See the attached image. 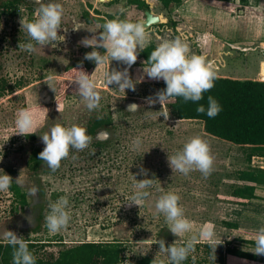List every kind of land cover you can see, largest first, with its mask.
<instances>
[{
	"label": "rangeland",
	"instance_id": "rangeland-1",
	"mask_svg": "<svg viewBox=\"0 0 264 264\" xmlns=\"http://www.w3.org/2000/svg\"><path fill=\"white\" fill-rule=\"evenodd\" d=\"M24 1L12 9L16 12L25 5L38 7L34 0ZM212 1L190 0V7L183 4L175 15L174 8L164 9L158 2L153 5L157 15H153L163 16V21H167L162 28L169 41H188L189 53L205 56L216 76L264 81V0H254L247 8L245 4L235 7L225 1ZM19 13L16 18L0 22V170L12 178V184L25 196L26 204L16 211L19 203L15 195L10 189L0 191V244L7 242L5 231H11L30 243L42 244L36 257L48 260L51 256L56 258L59 251L78 244L115 242L123 249L118 264H139L142 258L154 259L155 256L168 262L166 254L159 253L155 241H184L192 236L197 237V242L188 256L189 264L201 259L216 261L218 246L225 247L228 242L239 250L254 253L255 245L240 241H254L256 229L264 226V187L257 188V200L245 205L234 204L237 201L233 196L238 184L236 173L251 168L244 150L206 135L200 122H178L170 115L165 120L166 102L161 105L156 98V85L164 81L148 78L143 72L148 66L138 57L128 68L130 78L140 81L134 91L125 89L123 92L116 89V85H109L110 90L105 88L106 66L97 67L93 61L85 60V54L93 49L80 43L85 37H98L99 30L87 27L89 25L80 20L78 9L65 10L58 33L64 36L63 42L56 47L37 49L31 55L18 48L19 43L28 40L21 28V20L26 21V18L23 20ZM141 22L143 24L144 20ZM169 22H174L180 29L178 32L188 39L180 38L174 28L167 26ZM77 25L84 29L74 30ZM96 50L101 54L106 51ZM78 60L94 66L91 79L101 99L98 109L93 111H89L78 93V85L74 82L76 72L64 74L66 68ZM113 68L123 71L127 65L112 61L109 71ZM131 105L139 109L132 112ZM21 108L28 109L33 116L34 134L19 135L15 121ZM43 109H47V113ZM101 116L111 118L112 128L99 132L88 148L79 152L70 149L68 158L61 161L55 172L46 165L37 174L28 171L30 152L34 148H44L40 136L54 123L86 128L89 121ZM195 135H201L209 143L214 157L213 170L207 177L199 171L181 174L172 170L168 163V155L181 149ZM136 137L141 139V145L134 150L132 141ZM96 140L109 142L107 149H94ZM141 168L147 170V176L139 174ZM131 175L137 181L154 179L153 185L144 189L150 196L140 207L129 204V197L135 191ZM32 187L38 190L33 196ZM160 188L180 196L179 204L192 224L189 233L175 237L165 217L155 213ZM61 196L69 201L67 210L71 219L66 229L53 233L45 227L44 217L48 204ZM39 210L43 217L35 231ZM224 222L235 223L238 228H227ZM208 224L214 225V239L218 244L214 260L211 252L215 245L200 237ZM142 241L145 242L139 244ZM167 242L165 240L166 247L172 244ZM227 255L225 264H231Z\"/></svg>",
	"mask_w": 264,
	"mask_h": 264
},
{
	"label": "clouds",
	"instance_id": "clouds-1",
	"mask_svg": "<svg viewBox=\"0 0 264 264\" xmlns=\"http://www.w3.org/2000/svg\"><path fill=\"white\" fill-rule=\"evenodd\" d=\"M38 5L36 9V18L31 21L21 23V28L27 33L28 40L25 43H19L20 51L31 55L37 49L42 50L47 46L56 47L64 41V36L58 33L62 29L61 24L65 17V9L62 4L54 0H34ZM121 13L124 9H120ZM102 31L99 36L85 37L81 44L92 48L91 52L85 54L84 59L93 61L97 67L106 66L103 73L104 87L109 89V85L118 86L116 89L125 92V89L135 90L136 83L128 73V68L136 63L139 51H143L145 45L149 42L145 27L141 22H131L128 19H121L117 16L114 19L105 20L98 26ZM64 29V28H63ZM84 29L77 25L74 30ZM67 31V29H64ZM103 48L106 51L101 54L96 49ZM139 50V51H138ZM112 61L121 62L127 65L123 71L113 68L109 71ZM148 67L143 68V72L148 78L153 80H163L166 89L158 92L156 98L162 105L169 99L182 97L185 102H199L203 99V93L214 87L216 73L211 62L206 60L203 55L189 53V46L180 39L163 40L150 53L145 62ZM75 70V69H73ZM77 78L74 82L78 85V93L86 102L89 111L98 109L101 99L96 90V86L91 76L84 71H77ZM143 79V77H141ZM110 90V89H109ZM207 110L203 105L196 109L197 113L205 114L209 118H214L221 111L220 105L212 96L207 97ZM154 103L155 101H149ZM138 106L131 105L130 111L138 110ZM47 113V109H43ZM58 111V107H57ZM169 112H165L163 117L168 119ZM179 122V121H178ZM177 122V123H178ZM19 135L34 134V120L28 109H18L15 121ZM44 144L43 150L39 153V159L45 163L51 172L59 169L61 161L68 158L70 149L77 152L88 148L91 143V137L87 135L85 127L77 124L63 126L60 123H54L47 132L40 136ZM141 145V139L136 137L132 141L133 149H138ZM76 159L75 156L72 157ZM2 160V155H0ZM170 168L181 174L188 175L191 171H199L207 177L213 170L214 157L209 143L201 135L190 137L183 147L174 154L168 155ZM140 175L147 176V170L141 168ZM133 188L135 191L129 197L130 203L138 207L142 206L150 196V192L144 189L150 188L154 179H142L137 181L133 175ZM12 178L0 170V191L7 192L12 184ZM37 189L32 187L30 193L33 196ZM159 191L161 195L155 200V213L157 216L162 214L166 223L170 225L169 231L175 236H183L191 231V221L185 216L184 209L179 204L180 196L173 191L165 192L163 188ZM69 201L67 197L61 196L56 201L48 204V212L44 217L45 227L53 233L60 232L67 228L71 219L68 209ZM32 223V218H28ZM200 237L214 244L212 248V259H215L214 252L216 241L214 239V225L208 224L200 233ZM5 239L12 246V264H36V257L29 250L28 242L23 237H18L14 232L5 231ZM140 242L139 244L144 243ZM197 237L192 236L187 240H175L171 245L165 246V241L159 239L155 244L159 245V253L167 256L168 264H182L189 254L194 251V245ZM254 254L264 255V226H260L255 231L254 236ZM127 264V262H125ZM151 264H165L164 259H158L156 256Z\"/></svg>",
	"mask_w": 264,
	"mask_h": 264
},
{
	"label": "trees",
	"instance_id": "trees-1",
	"mask_svg": "<svg viewBox=\"0 0 264 264\" xmlns=\"http://www.w3.org/2000/svg\"><path fill=\"white\" fill-rule=\"evenodd\" d=\"M118 1L114 0V2ZM158 1L168 10L171 8L175 9L179 4V0ZM22 2L23 0H1L0 17L1 14H9L14 6L20 5ZM126 3L133 6L136 11L141 12L143 15L145 11H149V7L144 1L126 0ZM29 14L31 15V10ZM82 18L88 24L102 25L105 22L104 19L92 17L87 12L82 13ZM106 18L107 20L114 19L110 15H107ZM131 22L135 23V21ZM168 26L175 28L174 22H169ZM101 31L102 29L99 30V33ZM155 48L154 45L150 44L144 47L143 51H139L138 58L144 61V66H148L145 62ZM90 64L87 65L78 60L68 66L64 74L71 75L70 73L76 72L75 70H82L87 75H91L94 66ZM75 74L78 76L77 72ZM156 89L160 92L166 89V84L160 82L156 85ZM208 96L214 97L221 108V111L214 118H209L206 113L199 114L196 111L199 105H203L207 110ZM166 107L172 119L200 122L206 135L242 148L245 160L248 163H250L253 157L264 158V81L240 80L216 76L214 87L204 92L203 99L199 102H185L182 97H176L166 101ZM110 128H112V121L109 116L96 117L89 121L86 126L87 135L92 139L99 132L109 130ZM29 138L33 137L30 136ZM108 145L109 142L96 140L92 147L103 151L107 149ZM42 150L34 148L28 156L27 169L32 174H37L45 166V163L39 159V153ZM236 181L238 184L233 190V196L237 201L234 204L245 205L248 201L258 199L256 189L259 186H264V169L247 168L239 170L236 173ZM10 190L19 203L16 211L22 210L26 204L25 196L19 192V188L15 184L11 185ZM55 196L54 194L53 197ZM42 217V211L39 210L35 218V231L39 229ZM224 226L230 229L238 228L237 224L230 222H224ZM163 240L173 243L169 239ZM27 242L29 250L36 257V253L43 247L42 244H38L37 242L30 243L28 240ZM240 242L255 245L253 241L241 240ZM222 245L218 246L216 261L212 262L210 259H201L192 261L190 264H225V255L227 254L264 264V255L244 252L232 246L229 242L226 243L225 247ZM12 251L13 248L8 243L0 244V264H12ZM122 252L123 249L120 243H83L59 251L56 258L51 256L46 260L36 257V264H118ZM152 260V258L145 257L140 260L139 264H151ZM188 261L189 258L183 261L182 264H189ZM165 264H168V262L165 261Z\"/></svg>",
	"mask_w": 264,
	"mask_h": 264
},
{
	"label": "crops",
	"instance_id": "crops-1",
	"mask_svg": "<svg viewBox=\"0 0 264 264\" xmlns=\"http://www.w3.org/2000/svg\"><path fill=\"white\" fill-rule=\"evenodd\" d=\"M64 1L69 2V3H66ZM141 1H144L149 7V11L152 14H155V12L153 11V5L158 3L159 2L158 0H141ZM217 1H219V0H217ZM221 1H223V0H221ZM45 2H47V0H45ZM54 2H58L60 4H63L62 6L64 7L65 10L66 9L68 10L69 8L70 9L71 8L78 9V12L80 13V20L83 21L86 25H89L87 27L92 26V28H94V29L96 28L97 30H100V28L98 27L99 24H88V23H86L82 18V13L87 12L92 17L104 19V20L107 19L106 18L107 15H110L113 18H116L117 16H119L121 19H128L130 21H135V22H141L144 20V18H143L144 15L141 12L136 11L133 6L128 5L126 3V0H119L118 2H114V0H103V1H100V0H71V1H69V0L68 1L67 0H54ZM212 2L217 3L215 0H213ZM219 2H218V4H220ZM189 3H190V0H179L178 6L172 11L173 15H175L176 13L179 12V8L183 7V4H184V6L187 5L188 7H190ZM66 4H67V6H66ZM217 5L215 7L219 8ZM121 8L124 9L123 13H121V11H120ZM36 9H37V7L32 8L30 5H25L24 7H22L20 10H18L16 12L12 9L9 14H1L0 22L3 20H9L11 18H16L15 15H16V13H19V12L21 13L23 20H25V18H26L27 21H31V18L36 17ZM30 10H31V15L29 14ZM155 15H157V14H155ZM158 17L160 19L159 24L145 29L146 34L149 38V42L145 45V47L150 45V44L157 47L160 42H162L163 40H168V38H169L168 35H166L164 33V30L162 28L163 25L165 23H167V21H163V18H162L163 16H158ZM21 22L23 23L24 21L21 20ZM160 25H162V26H160ZM165 30H168V28H165ZM179 30L180 29L176 28V27L173 29L174 32L178 33L180 38L188 39L187 35H184V33H182V34L179 33L178 32ZM166 33H168V32H166ZM151 37H152V41H151ZM184 42L189 46L188 41H184ZM190 49L191 48L189 46V52H190ZM220 77H222V76H220ZM223 78H231V77L223 76ZM232 79H237V78H232ZM252 80H255V79H252ZM248 166H250L251 168L264 169V158L253 157L251 159L250 163H248ZM261 187H264V186H259L258 188H261ZM256 191H258V189H256ZM257 196H259V195H257ZM251 201H254V200H251ZM241 238H244V237H241ZM232 246H234V245H232ZM227 256L229 258H231V260H230L231 264H236L237 262L238 263L251 262V263H255V264H263V263L255 262L252 260L236 257L233 255H227Z\"/></svg>",
	"mask_w": 264,
	"mask_h": 264
},
{
	"label": "water",
	"instance_id": "water-1",
	"mask_svg": "<svg viewBox=\"0 0 264 264\" xmlns=\"http://www.w3.org/2000/svg\"><path fill=\"white\" fill-rule=\"evenodd\" d=\"M100 1H103V0H100ZM159 23H160V19L158 16L153 15L149 11L144 12L143 26L145 27V29L150 28L151 26L159 24Z\"/></svg>",
	"mask_w": 264,
	"mask_h": 264
},
{
	"label": "built area",
	"instance_id": "built-area-1",
	"mask_svg": "<svg viewBox=\"0 0 264 264\" xmlns=\"http://www.w3.org/2000/svg\"><path fill=\"white\" fill-rule=\"evenodd\" d=\"M225 1L227 4H230L231 6H237L240 7L241 4H245V8H247L248 6H251L252 2L254 0H223Z\"/></svg>",
	"mask_w": 264,
	"mask_h": 264
},
{
	"label": "flooded vegetation",
	"instance_id": "flooded-vegetation-1",
	"mask_svg": "<svg viewBox=\"0 0 264 264\" xmlns=\"http://www.w3.org/2000/svg\"><path fill=\"white\" fill-rule=\"evenodd\" d=\"M5 243H8V242H5ZM5 243H4V244H5Z\"/></svg>",
	"mask_w": 264,
	"mask_h": 264
}]
</instances>
